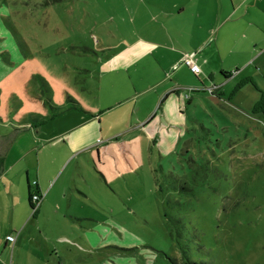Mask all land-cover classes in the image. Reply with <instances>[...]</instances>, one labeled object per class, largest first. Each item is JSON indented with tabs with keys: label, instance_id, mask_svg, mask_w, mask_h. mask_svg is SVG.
Segmentation results:
<instances>
[{
	"label": "rangeland",
	"instance_id": "374dc122",
	"mask_svg": "<svg viewBox=\"0 0 264 264\" xmlns=\"http://www.w3.org/2000/svg\"><path fill=\"white\" fill-rule=\"evenodd\" d=\"M220 1L0 0V133L31 115L49 118L51 103L67 97L95 111L114 108L102 116V133L86 125L57 158L52 145L46 149L55 165L68 157L55 176L66 190L96 200L64 213L63 228L78 243L67 246L63 264H264V73L233 65L257 50L227 40L224 59L234 76L223 94L215 81L187 75L185 128L172 150L154 142L158 133L131 129L159 82L173 81L162 52L197 50L202 63L199 46L226 13ZM64 123L63 114L46 120L41 137ZM91 136L96 170L85 165L91 151L80 149ZM169 216L184 228L177 242Z\"/></svg>",
	"mask_w": 264,
	"mask_h": 264
},
{
	"label": "crops",
	"instance_id": "0c3cea01",
	"mask_svg": "<svg viewBox=\"0 0 264 264\" xmlns=\"http://www.w3.org/2000/svg\"><path fill=\"white\" fill-rule=\"evenodd\" d=\"M220 5L223 7L222 13L226 11L225 16L206 38L209 41L199 46V49H202L200 73H192L182 62L185 55L195 54L194 59L198 64L197 50L193 49L190 53L182 49H166L161 53V56L168 60L164 69H173V81L163 79L159 82V92L153 97L152 106L147 108L139 123L138 119L133 121L134 127L131 128H141L148 136L158 133L159 137L154 142L160 148L172 150L178 134L185 128L186 107L183 97H186L189 89L192 92L187 75L196 76L202 81L208 80L212 84L215 81L213 89L223 94L224 84L234 76L225 63L226 58L224 59L230 48H227V40H232L231 48L238 46L242 51H246V48L252 49L253 52L257 50L258 54L252 60L234 63L233 65H239L234 66V71H239L238 67L244 70L253 64L256 70H263L264 73V60L261 67L257 66V60L261 56L264 59V0H221ZM234 38H238L239 42L233 40ZM247 79L255 81L253 76H248ZM189 95L192 101V94ZM158 102L159 107L154 111ZM84 104L83 100L67 97L61 106L51 103L52 114L49 118L31 115L28 121L13 123L12 130L5 134L0 133V264H50L52 261L63 264L62 253L67 252V246L78 243V240L70 238L63 228L64 213L69 206L73 208L78 203L94 206L96 200L91 191L76 193L72 188L69 192L66 190L65 181L59 182L61 174L57 178L55 176L68 157L59 165H55V157L61 155L60 152L65 149L69 135L81 127L87 125L89 131L92 129L102 133V116L114 110L110 106L100 109L97 106L95 111ZM61 114L64 115L65 122L61 130L42 138L40 125ZM105 135L106 139L112 137L111 133ZM92 138L94 136H91L88 144L80 148L91 151L86 160L88 164H85L88 170L91 167L96 170L101 166L98 152L93 151L95 140ZM49 145L54 147L55 157L46 152ZM74 164L75 172L81 162L78 160ZM73 189L75 191V185ZM33 193L40 194L42 199L34 216L30 217L29 195ZM8 235L15 237L14 242L6 240Z\"/></svg>",
	"mask_w": 264,
	"mask_h": 264
},
{
	"label": "built area",
	"instance_id": "2783aa9c",
	"mask_svg": "<svg viewBox=\"0 0 264 264\" xmlns=\"http://www.w3.org/2000/svg\"><path fill=\"white\" fill-rule=\"evenodd\" d=\"M194 55L195 54L185 55L182 62L189 67V69L191 70L192 73L197 75L198 73H200L201 69H200V66L196 63V61L194 59ZM189 91H191V90H189ZM30 199H31V205H32V208H30L31 209L30 210V217H32L34 215V213L36 212L39 204H40L42 196L38 193H33L30 196ZM6 240L10 241V242H14L15 237L13 235H8L6 237Z\"/></svg>",
	"mask_w": 264,
	"mask_h": 264
},
{
	"label": "trees",
	"instance_id": "16d2710c",
	"mask_svg": "<svg viewBox=\"0 0 264 264\" xmlns=\"http://www.w3.org/2000/svg\"><path fill=\"white\" fill-rule=\"evenodd\" d=\"M223 74H224V72H223ZM262 97H264V96H262ZM50 104V103H49ZM51 107V106H50ZM172 187H173V189H178L173 183H172ZM183 189V187H181L179 190H182ZM173 202L175 203V204H179L180 206L182 205L180 202H177V201H175V200H173ZM29 203H30V208H32V205H31V199H30V195H29ZM172 204L173 206H175V204ZM173 208V207H172ZM31 210V209H30ZM35 214V213H34ZM34 216V215H33ZM32 216V217H33ZM165 216H167V214L165 215ZM169 218V223H171V226H172V228L170 229V231H171V234H172V236H174V240H176V242H177V240L180 238V237H182L183 236V229L184 228H182L181 226V219H179V218H176V219H171V217L169 216L168 217ZM174 225L175 226H177V227H174ZM180 227V228H179ZM181 249V252H182V254H184L185 252L183 251V249H182V247L180 248Z\"/></svg>",
	"mask_w": 264,
	"mask_h": 264
}]
</instances>
